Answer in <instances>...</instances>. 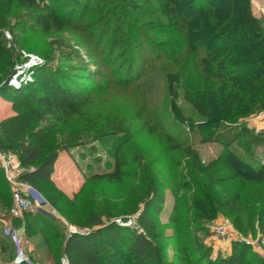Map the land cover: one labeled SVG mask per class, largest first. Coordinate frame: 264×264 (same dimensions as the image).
<instances>
[{
    "label": "rangeland",
    "instance_id": "374dc122",
    "mask_svg": "<svg viewBox=\"0 0 264 264\" xmlns=\"http://www.w3.org/2000/svg\"><path fill=\"white\" fill-rule=\"evenodd\" d=\"M38 1L54 8L66 24L62 30L44 32L30 21L31 15L40 13V9L15 7L3 30L6 48L13 61L6 69L8 78L17 65L23 66L22 52L30 53L42 61L34 68L46 66L57 79L89 99L81 116H72L57 127L51 143L52 150H58V153L52 184H45L43 193L52 207L53 221L83 231L87 228L84 224L88 216L95 211L105 214L103 224L121 217H128L131 224L142 207L137 197V187H141L138 174L146 168L155 175L164 194L162 211L156 218L165 233L161 243L167 264H188L181 260L186 257L181 247L191 251V262L196 261L198 252L207 248L209 255L199 263L207 264L208 259L229 256L235 241L246 245L245 260L253 259L255 263L264 260V231L259 230L255 217L247 219L251 210L257 213L261 207V202L257 201L261 186L254 182L253 173H240L237 180L221 188L206 190L211 196L217 194L219 197L240 193L244 231L237 229L232 218L223 212H218L211 220L204 217L197 220L199 215L194 210L184 209V200L192 197L193 189H199L195 184L193 189L179 190L180 209L173 211L174 196L170 186L196 181L201 185L204 179L192 175L189 159L181 150L169 151L162 136L149 133L143 126L144 119L150 121L157 116L175 141L199 152L204 164L229 150L255 168L257 163L254 145L248 137L238 136L228 148L211 141L219 129L218 120L199 115L183 97L178 74L185 69V60L177 55L174 60L170 58L167 44L184 41L187 44L188 40L183 36L184 30H162L159 22L165 18L158 8V0H148L146 6L139 2L140 8L136 10L123 0ZM231 3V0L218 3L225 16ZM190 16L191 27H197L202 17L194 12ZM21 24H25L26 31L21 32ZM190 41L194 40L190 38ZM223 58L221 55L216 57L226 60ZM193 63L191 61L189 66ZM30 75L34 79V74ZM0 100L5 105L12 101L2 93ZM235 119L237 123L243 121L242 117ZM245 121L253 133H261L264 111L250 114ZM112 154L118 155L122 163L120 181H86L92 174L113 170L115 159ZM225 166L219 163L212 172L226 174L230 170ZM0 214L6 215V211H0ZM174 215L178 217L175 224L171 219ZM186 215L192 218L188 225ZM224 218L230 220L233 229L229 236L222 238L214 233L213 227ZM3 233L2 227L0 235ZM189 234L195 244L188 242ZM242 238L251 243H245L240 240ZM37 239L39 237L34 240ZM192 245L198 251L191 249Z\"/></svg>",
    "mask_w": 264,
    "mask_h": 264
},
{
    "label": "trees",
    "instance_id": "16d2710c",
    "mask_svg": "<svg viewBox=\"0 0 264 264\" xmlns=\"http://www.w3.org/2000/svg\"><path fill=\"white\" fill-rule=\"evenodd\" d=\"M123 1L135 10L140 8V4H148V0ZM222 1L158 0V8L165 18L159 25L166 32L184 30L187 44L186 41L169 42L167 50L173 60L176 55L185 60V69L178 74L185 100L199 115L215 118L219 122V129L211 141L220 142L228 148L238 136L248 137L254 145L257 168L230 150L204 164L199 152L175 141L157 116L150 121L144 119L143 126L149 133L162 136L169 151L181 150L189 159L192 175L196 179H204L201 185L196 181L170 186L174 196V212L180 209L179 190L193 189L192 185L195 184L199 189H193L192 197L188 201L184 200V209L194 210L199 215L197 220L201 217L211 220L218 212H223L232 218L237 229L244 231L246 225L240 193L219 197L215 193L211 196L206 190L221 188L237 180L240 173H253L254 182L261 186L260 195H257L261 207L257 213L251 210L247 219L255 217L259 230L264 231V129L261 133H253L245 121V117L250 114L264 111V20L253 14L250 0H231L227 16L218 5ZM15 7L40 9V13L31 15L30 21L44 32L62 30L66 22L54 8L48 4L41 5L38 0H0V82H3L0 93L11 98L14 112L0 120V150L17 155L20 164L27 170L23 178L49 202L43 191L45 184H52L58 150H52L51 143L57 127L72 116H81L89 99L57 79L44 65L35 69L32 82L18 88L8 85L9 72L6 69L13 61L6 48L3 30L7 28ZM193 12L202 17L197 27H191L189 22ZM20 26L21 32L26 31L25 24ZM190 38L194 41H190ZM220 55L226 60L216 59ZM191 61L195 63L189 66ZM233 111H236L235 114ZM239 117L243 121L237 123L235 118ZM42 122L45 124L38 126ZM63 148L68 149L65 146ZM112 155L115 159L113 170L92 174L86 181L100 179L110 183L119 182L123 175L122 163L118 155ZM219 163L226 165L230 171L226 174L212 172ZM140 172L138 182L141 187H137V197L142 207L131 224L122 225L116 221L103 224L102 217L105 214L95 211L90 213L84 224L86 232L72 229L67 234L65 225L53 221V216L44 213H24L21 219H14L13 223L16 227L23 222L28 238L41 235L51 264H60L62 255L67 257L69 264H167L165 248L161 243L165 233L156 218L162 211L164 194L153 173L150 174L146 168ZM11 204L12 191L0 167V211H6L7 214ZM186 216L188 225L192 218ZM171 219L175 224L178 217L174 215ZM193 220L196 221L195 217ZM188 236V242L195 244L192 236ZM9 243L7 235H0L1 251L9 252L12 259L14 252ZM190 247L197 250L193 245ZM180 250L186 256L181 260L188 264H199L210 253L205 248L198 252L196 261L191 262V251L185 247ZM245 256L246 245L235 241L229 256L208 259L207 264H264V260L259 259L255 263L253 259L245 260Z\"/></svg>",
    "mask_w": 264,
    "mask_h": 264
},
{
    "label": "built area",
    "instance_id": "2783aa9c",
    "mask_svg": "<svg viewBox=\"0 0 264 264\" xmlns=\"http://www.w3.org/2000/svg\"><path fill=\"white\" fill-rule=\"evenodd\" d=\"M6 37H9L6 34ZM25 57L23 66H16L15 71L8 78V85L13 87H20L22 84H26L33 80L30 74H34L36 66L42 64V61L33 54L22 52ZM0 167L3 170V175L7 183L11 187L12 191V204L7 213V220L3 225V232L8 236L10 242L13 245L14 256L11 260V264H18L24 262L25 264H45L43 262H36L28 254L24 247L23 239L18 229L15 227L13 220L21 219L24 213L36 214L44 213L46 215L53 216L52 207L45 197L38 191L33 185L23 178L24 173L27 171L25 167L20 164L17 155L13 152H5L0 150ZM0 216H3L0 214ZM122 224L120 220L116 221ZM125 224H129L126 222ZM233 229L232 223L229 219L224 218L221 222L213 227V231L219 237L225 238L229 236ZM87 229L80 232H86ZM247 244L251 242L247 239H240ZM0 257V264L1 262ZM60 264H69V261L65 255L60 258Z\"/></svg>",
    "mask_w": 264,
    "mask_h": 264
},
{
    "label": "crops",
    "instance_id": "0c3cea01",
    "mask_svg": "<svg viewBox=\"0 0 264 264\" xmlns=\"http://www.w3.org/2000/svg\"><path fill=\"white\" fill-rule=\"evenodd\" d=\"M250 5H251V10L253 12V14L264 20V0H250ZM2 101L0 100V120L11 116L14 114L12 108H11V103H8L9 105H5L6 103H3L4 105H2ZM54 173V172H53ZM51 179L53 180V174ZM7 220V214L0 216V229H2L5 221ZM16 228L18 229L19 233L22 236L23 239V244L25 249L27 250L28 254L37 260H40L46 264H51L52 261H50L47 258V251H46V247L45 244L42 241L41 235H35L31 238L26 237L25 232H24V224L23 222H21L18 226H16ZM72 231V229L67 228V234L70 233ZM36 237H39V239H37L36 241L34 240ZM10 247H11V243H9ZM0 257H1V262L2 264H11V258H10V253L9 252H3L0 250Z\"/></svg>",
    "mask_w": 264,
    "mask_h": 264
},
{
    "label": "water",
    "instance_id": "95a60500",
    "mask_svg": "<svg viewBox=\"0 0 264 264\" xmlns=\"http://www.w3.org/2000/svg\"><path fill=\"white\" fill-rule=\"evenodd\" d=\"M129 221V218L128 217H121L120 218V222L122 223V225H125L126 222Z\"/></svg>",
    "mask_w": 264,
    "mask_h": 264
}]
</instances>
